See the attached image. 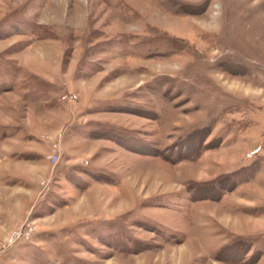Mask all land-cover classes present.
Listing matches in <instances>:
<instances>
[{"label": "rangeland", "instance_id": "rangeland-1", "mask_svg": "<svg viewBox=\"0 0 264 264\" xmlns=\"http://www.w3.org/2000/svg\"><path fill=\"white\" fill-rule=\"evenodd\" d=\"M0 264H264V0H0Z\"/></svg>", "mask_w": 264, "mask_h": 264}, {"label": "crops", "instance_id": "crops-1", "mask_svg": "<svg viewBox=\"0 0 264 264\" xmlns=\"http://www.w3.org/2000/svg\"><path fill=\"white\" fill-rule=\"evenodd\" d=\"M71 164L68 163V166H70ZM72 167L70 168H75V170L77 171H83L85 172L86 171V166H84L83 164L81 165H71ZM78 166V167H77ZM46 166H41V167H34V166H26V167H20V168H11V169H1L2 172H3V175L6 176H22L24 177V180L26 182V184L30 185H36V183L38 182L37 180L39 181H43L44 178H46L45 174L46 172H48V168L46 169L45 168ZM34 181H37L34 183ZM38 185V184H37Z\"/></svg>", "mask_w": 264, "mask_h": 264}, {"label": "built area", "instance_id": "built-area-1", "mask_svg": "<svg viewBox=\"0 0 264 264\" xmlns=\"http://www.w3.org/2000/svg\"><path fill=\"white\" fill-rule=\"evenodd\" d=\"M59 145L60 144L58 143V141L55 142L52 153H50L48 155L49 159H51L54 163H57L59 161V151H60ZM20 231H22V230H20ZM31 231H32V227L28 228L25 232H22L21 235L25 238H28L30 236ZM20 233L21 232H19V231L13 232L12 233L13 238L11 240L13 241V239H17L19 237Z\"/></svg>", "mask_w": 264, "mask_h": 264}]
</instances>
